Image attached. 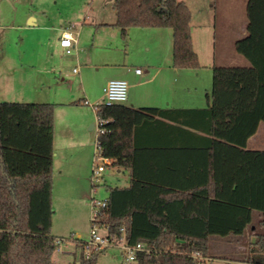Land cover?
<instances>
[{"label": "trees", "instance_id": "16d2710c", "mask_svg": "<svg viewBox=\"0 0 264 264\" xmlns=\"http://www.w3.org/2000/svg\"><path fill=\"white\" fill-rule=\"evenodd\" d=\"M114 8L111 25L123 39L135 27L169 28L174 67L201 68L192 12L183 0H115ZM246 15L247 34L235 50L251 65L215 64L209 106L96 105L98 116L111 119L98 136L99 153L131 176L128 186L109 187L107 206L95 222L119 237L124 227L129 244L152 249L139 252L136 264H196L194 253L212 260L213 236L241 238L247 232V250L237 259L264 264V150L246 148L264 123V0H248ZM55 108L49 102L0 101V264H101L104 250L86 257L83 241L75 243L79 262L53 260L59 246L52 232ZM163 126L190 143L146 140L154 131L163 133ZM163 153H205L208 174H161L157 157Z\"/></svg>", "mask_w": 264, "mask_h": 264}, {"label": "rangeland", "instance_id": "374dc122", "mask_svg": "<svg viewBox=\"0 0 264 264\" xmlns=\"http://www.w3.org/2000/svg\"><path fill=\"white\" fill-rule=\"evenodd\" d=\"M186 1L193 11V23L203 21L206 9L212 14L210 0ZM114 2L0 0V101L88 100V103L83 100L80 107L82 112H86L85 118L92 116V121L83 126L91 137L88 145L63 147L57 144L55 149L52 232L61 239H70L77 233L82 239L89 240L94 225L91 221L93 197L105 200L109 196V187L129 185V174L125 169L109 166L97 156L99 120L94 104L103 103L105 81L115 78V71L123 67L114 63H122L124 59L153 60L156 57L157 48L151 45L152 34L160 28L135 27L130 38L123 39L118 28L99 24L101 21L115 22ZM31 19L33 24H29ZM71 25L75 26L72 30L77 33L78 42L72 54H66L60 47L59 37L62 30ZM197 34L196 30V47L200 49L202 39ZM148 46L151 50H147ZM233 55L235 57L228 51L224 54L223 49H217V65H251L245 56L236 51ZM74 68L79 73H74ZM201 70L202 74L196 79L199 86L207 81L212 83L213 68L204 66ZM92 124L93 130L90 129ZM99 164H105V171L95 176L93 168ZM76 166H79L80 173L83 171L82 175L85 173L80 179L73 175ZM220 237H213L211 242L213 257L210 264H249L237 259L245 252L240 246L246 247L247 239L217 240ZM60 245L65 248L68 244L65 241ZM123 259L122 250L112 246L100 253L98 261L101 264H122ZM53 260L70 263L76 259L74 253L56 249Z\"/></svg>", "mask_w": 264, "mask_h": 264}, {"label": "crops", "instance_id": "0c3cea01", "mask_svg": "<svg viewBox=\"0 0 264 264\" xmlns=\"http://www.w3.org/2000/svg\"><path fill=\"white\" fill-rule=\"evenodd\" d=\"M183 1L187 4L192 12V39L194 49L199 56L201 68L205 66L207 69H210L213 68L215 64H217V49H223L224 54L226 51H228L230 52V55L234 56L233 52L236 51L234 43L247 34L248 20L246 15V6L248 0H210V7L213 8L211 11L212 14H210L206 9L207 11H204L205 16L203 21L199 22L198 24L196 23L197 25L193 23V11L191 7L186 0ZM32 20L33 19L30 20L29 24H33ZM115 22L108 23L101 21L99 24L111 25ZM74 27L75 26L71 25L70 27H65L64 29ZM132 29L133 28L129 30V35L127 38H130L131 32L133 31ZM196 30L198 31L197 35L199 39H202V43H200V49L196 47ZM74 33V47L76 48L78 35L75 31ZM152 35L153 42L151 45H154L157 48L155 53L156 57L153 60L142 59L140 61H135L133 59H124L122 63H114L123 65V67H120L117 71H115V78H109L105 81L103 88L106 83L112 79H124L128 81L129 94L128 99L124 104L137 108H199L209 106L212 100V83H208L207 81V83L204 85L199 86L200 83H198L196 79L202 74L201 68L178 69L173 65L172 30L169 28H160L159 30H155ZM59 38H61V35ZM149 40H151V37ZM61 49L64 53H66L62 47ZM147 50H151L149 46ZM223 60L227 61V59ZM228 62L230 61H227V63ZM138 67L142 68V72L140 74L135 72V68ZM196 71L197 73H195ZM208 73L210 74L211 72L209 71ZM83 100L88 101L87 98H81L79 100L71 99L69 101H49V103L56 104L54 122V149H56L57 144L58 146L63 147H81L88 145L89 139L91 137H88L83 126L85 127L86 124H89V122L92 121V116L91 118L87 119L84 117L86 112H82L80 110ZM87 111L90 113L89 110ZM90 115L92 114L90 113ZM90 129H94V124L90 126ZM162 129H164L163 133H157L154 131V134H146L147 136L145 137H148L146 140H152V142L153 140H156L155 142L167 146H176L180 144L182 145L184 143H190L187 141V139L174 137L173 132L168 130L170 128H165V126H163ZM204 143V141H200V144ZM246 148L250 150H264V123H261L257 132L249 138ZM208 160L209 157L205 153H163L157 157V161L159 162L158 165L161 167L159 171H162L161 174L164 175L176 174L183 176L199 173L200 175H207L208 169L206 167L209 165ZM193 163H196L197 166H200V169H202L195 170L194 168H191L190 164ZM168 164H180L181 167L178 168V171L172 172L171 170L166 169ZM76 168L77 170L74 171L73 175L76 179H80L85 175V173L82 175L83 171L80 173L79 166H76ZM126 171L129 174V184L131 175L128 170ZM259 220L260 216L259 213H257L256 217L254 215V222L257 223ZM78 235L81 236V234ZM249 236L250 234L247 232L245 237L241 238L232 235L216 237H220L217 238V240L228 239L229 241H240L248 239ZM240 247L245 249V251L247 250V246L245 247L241 245ZM64 251L74 253L76 259L75 261L79 262L76 244H68L64 248Z\"/></svg>", "mask_w": 264, "mask_h": 264}, {"label": "built area", "instance_id": "2783aa9c", "mask_svg": "<svg viewBox=\"0 0 264 264\" xmlns=\"http://www.w3.org/2000/svg\"><path fill=\"white\" fill-rule=\"evenodd\" d=\"M75 33L72 28H66L63 30L60 38V45L65 50L67 54L72 53L74 47ZM74 73L79 72L77 68L73 69ZM136 73H141L142 68H135ZM129 94V83L124 79H112L109 80L103 88V103L106 105H113L117 103H125L128 99ZM88 103V101H85ZM99 104V103H98ZM96 112L98 109L94 104ZM98 116V115H97ZM99 124L97 127L98 136L104 134L107 131L106 124L111 121V119L101 118L98 116ZM97 136V156L105 160V164L110 165L111 160L107 157L101 156L98 149L99 139ZM105 164H99L97 167L93 168V174L95 176L100 175L105 171ZM93 207V218L92 223L94 224L90 230L89 240H84L78 234H73L70 239L57 238L59 252H64V247L60 245L62 242L67 244L76 243L78 241H83L86 244V257H88L93 249L106 250L109 247L116 246L120 248L124 254V259L122 264H136L137 254L139 252L151 253L152 249L143 242H138L136 244H129L125 228L122 227V235L119 237L117 235L111 234L109 232V226L103 225L101 223L95 222L98 218L99 211L107 206V198L105 200L94 198L92 199ZM197 261L196 264H210L211 259L203 256L200 253H194L192 255Z\"/></svg>", "mask_w": 264, "mask_h": 264}]
</instances>
